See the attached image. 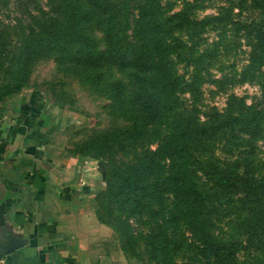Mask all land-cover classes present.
Masks as SVG:
<instances>
[{
	"label": "trees",
	"instance_id": "16d2710c",
	"mask_svg": "<svg viewBox=\"0 0 264 264\" xmlns=\"http://www.w3.org/2000/svg\"><path fill=\"white\" fill-rule=\"evenodd\" d=\"M8 2L24 18L13 36L0 24V98L21 88L33 58L52 51L85 68L107 59L129 76V107L139 113L128 127L88 147L132 150L129 160L104 165L108 194L119 212L111 219L119 223L125 248L141 241L154 264L198 258L203 264H243L244 254L264 264L254 253L264 251V162L255 152L264 132V0H235L254 10L247 19L232 16L228 7L196 17L188 1L172 11L170 2L160 0H46L45 7L37 0H0V5ZM127 2L134 10L128 32ZM96 24L104 46L94 50L89 42ZM209 26L245 35L248 62L236 74L257 78V102L230 95L220 109H200V56L204 70L219 54L217 46L203 53L195 47L196 35ZM119 94L114 81L109 106L119 105Z\"/></svg>",
	"mask_w": 264,
	"mask_h": 264
},
{
	"label": "rangeland",
	"instance_id": "374dc122",
	"mask_svg": "<svg viewBox=\"0 0 264 264\" xmlns=\"http://www.w3.org/2000/svg\"><path fill=\"white\" fill-rule=\"evenodd\" d=\"M45 1L37 0L42 7H45ZM160 1L170 2V11L177 10L183 2L188 1L192 15L196 17L216 14L222 7H228L231 15L239 19L254 16V10L248 7L247 2L237 5L235 0ZM127 5L123 8L126 32L130 29V17L134 13L129 2ZM23 18L13 3L0 5V24L6 26L10 35L20 30ZM90 35L89 45L93 44L92 49H101L104 42L101 40V31L97 24L91 26ZM247 43L248 40L242 32L234 33L227 27L219 29L216 26H209L196 35L197 51L217 46V54L219 53L218 57L207 63L208 65L205 64L204 70L203 55L200 56L198 66L201 73L198 96L200 109L208 106L220 109L224 107L225 100L230 95L241 98L246 104L259 100L257 78L255 76L240 78L236 74L241 65L248 62ZM72 47H78L79 50L87 49L79 44ZM114 81L120 86V102L118 106H109V92ZM131 89L132 83L128 74L107 59L95 69L85 68L68 58H60L59 52L52 51L33 58L28 66L27 79L21 88L0 98L2 102L19 93L33 96L40 113L42 126L40 140L45 141L51 147L50 150L58 155L66 158L77 157L79 164L85 165L89 161L99 164V178L91 191L81 199L80 207L83 228L91 236L92 247L106 259L107 264H154L147 259L141 241L135 240L129 249L125 248L119 234V223H114L111 219L119 212L117 213V206L108 194L106 187L108 173L104 165L111 159L115 162L129 160L132 150L124 153L123 150L112 148L88 149L95 147L108 134L128 127L131 123L129 118L139 113L135 106L129 107L132 105L128 101ZM182 96L185 101L189 100L187 92ZM261 136L255 140V152L260 162H264V132ZM150 147H154V143H150ZM263 166L264 164L261 168ZM96 175L98 176V172ZM136 226L142 227L140 224ZM254 253L259 260L264 257V251ZM241 260L243 264H260L257 261L251 262L252 258L246 254L241 256ZM190 264H203V259L191 260Z\"/></svg>",
	"mask_w": 264,
	"mask_h": 264
},
{
	"label": "crops",
	"instance_id": "0c3cea01",
	"mask_svg": "<svg viewBox=\"0 0 264 264\" xmlns=\"http://www.w3.org/2000/svg\"><path fill=\"white\" fill-rule=\"evenodd\" d=\"M36 103L23 93L0 102L1 258L4 264H107L92 247L80 207L100 166L50 150L39 137Z\"/></svg>",
	"mask_w": 264,
	"mask_h": 264
},
{
	"label": "built area",
	"instance_id": "2783aa9c",
	"mask_svg": "<svg viewBox=\"0 0 264 264\" xmlns=\"http://www.w3.org/2000/svg\"><path fill=\"white\" fill-rule=\"evenodd\" d=\"M0 264H4L3 259L0 257Z\"/></svg>",
	"mask_w": 264,
	"mask_h": 264
},
{
	"label": "water",
	"instance_id": "95a60500",
	"mask_svg": "<svg viewBox=\"0 0 264 264\" xmlns=\"http://www.w3.org/2000/svg\"><path fill=\"white\" fill-rule=\"evenodd\" d=\"M0 257H1V253H0Z\"/></svg>",
	"mask_w": 264,
	"mask_h": 264
}]
</instances>
